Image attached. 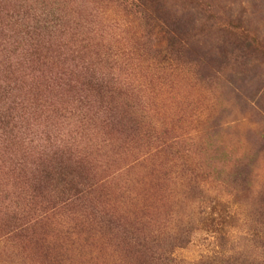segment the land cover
I'll list each match as a JSON object with an SVG mask.
<instances>
[{"label": "rangeland", "instance_id": "1", "mask_svg": "<svg viewBox=\"0 0 264 264\" xmlns=\"http://www.w3.org/2000/svg\"><path fill=\"white\" fill-rule=\"evenodd\" d=\"M53 2L110 80L106 119L125 125H61L70 155L101 180L71 208L0 164V264L150 263L128 251L124 230L155 241L152 264H264V0H162L185 44L174 57L136 6ZM31 217L41 247L12 230Z\"/></svg>", "mask_w": 264, "mask_h": 264}, {"label": "trees", "instance_id": "2", "mask_svg": "<svg viewBox=\"0 0 264 264\" xmlns=\"http://www.w3.org/2000/svg\"><path fill=\"white\" fill-rule=\"evenodd\" d=\"M122 1L136 6L160 54L183 53L180 33L160 14L162 0ZM57 5L53 0H0V164L10 176L19 172L32 193L54 192L53 204L66 209L93 197L101 180L70 155L61 125L100 120L104 129L118 130L125 124L117 114L106 119L100 103L112 90L110 80L95 67L94 56L86 57L87 47H80L85 40L71 35L73 25L61 15L64 6ZM249 166L239 170V178ZM37 222L36 217L23 218L12 230L41 247L45 240L32 234ZM121 234L139 259L148 264L158 259L155 241L129 230ZM43 251L40 255L50 260L49 250Z\"/></svg>", "mask_w": 264, "mask_h": 264}]
</instances>
